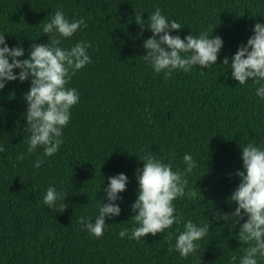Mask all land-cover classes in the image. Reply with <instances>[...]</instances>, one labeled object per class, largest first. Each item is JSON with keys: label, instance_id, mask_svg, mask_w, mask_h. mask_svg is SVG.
Returning <instances> with one entry per match:
<instances>
[{"label": "trees", "instance_id": "1", "mask_svg": "<svg viewBox=\"0 0 264 264\" xmlns=\"http://www.w3.org/2000/svg\"><path fill=\"white\" fill-rule=\"evenodd\" d=\"M157 6L182 24L172 30L182 38L213 28L224 41L217 64L173 70L167 77L155 73L142 59V40L152 33L134 17L143 9L146 20ZM57 8L69 19L85 18L86 26L62 38L61 46L89 42L91 62L67 83L79 101L70 109L58 151L39 168L32 165L42 149L26 153L23 92L30 81L10 80L0 89V264H226L229 254L239 256V225L229 235L222 220L210 223L187 258L170 244L183 220L208 222L209 205L234 207L226 197L239 182L240 143L264 144V100L254 95L256 85L238 84L231 69L219 64L246 42L257 20L264 21V0H0V33L10 46L19 41L25 49L47 42L40 28ZM185 152L198 161L189 183L199 199L175 200L181 224L140 240L118 236L133 224L129 206L137 194L139 158L154 154L182 168ZM119 172L129 178L117 201L121 212L106 217L103 234L94 237L80 218L94 220L107 177ZM48 185L66 194L54 208L42 201Z\"/></svg>", "mask_w": 264, "mask_h": 264}, {"label": "clouds", "instance_id": "2", "mask_svg": "<svg viewBox=\"0 0 264 264\" xmlns=\"http://www.w3.org/2000/svg\"><path fill=\"white\" fill-rule=\"evenodd\" d=\"M139 10L143 9H137L136 23L142 30L146 24L152 33L142 40L146 49L142 59L155 73L163 72L167 77L173 70L188 72L193 65L209 68L217 64L224 41L219 34H213V28L201 30L198 35L190 32L182 38L178 31L172 32L180 29L182 24L168 18L158 6L148 13L146 20ZM85 26L83 16L69 19L62 9L57 8L40 28L41 34L48 35L47 42H34L25 49L19 41L10 46L5 32L0 33V89L10 80L30 81L28 89L23 92L26 103L23 116L30 133L26 153L42 149V155L33 161L34 168L41 166L44 157L58 151L63 142V128L70 119V109L79 101V92L67 83L78 69L91 62L87 51L90 44L77 41L70 47H62L61 39L71 37ZM142 34L141 31L137 35ZM26 51L27 56H24ZM219 64L231 69L230 76L238 84L244 85L251 80L256 85L254 95L264 100V21L257 20L246 42L240 43L231 57H222ZM23 155H18L17 159H22ZM240 157L242 168L235 170L239 182L226 197L234 207L226 211L209 205L206 208L212 215L211 218L206 215L208 222L183 220L182 229L175 230L174 243L170 244V249L176 250L181 258L196 252L199 242L210 229V223L222 220V225L229 229V235H233V229L239 225L234 235L240 245H244L239 256H227L226 264H260L264 261V144L251 140L240 143ZM139 159L143 164L135 170L137 194L129 206L133 224L131 228H121L118 232V236L124 237L127 233L133 240H140L148 233H164L173 224L180 225L182 218L174 203L177 198L199 199L189 183L193 170L199 166L190 152L183 154L182 168H174L171 162H165L154 154ZM12 166L15 167V161ZM128 179L124 172L108 176L103 195L98 198L94 220L80 218L82 227L94 237L103 234L106 217L120 214L121 206L117 201L123 200L121 193L126 189ZM64 195L55 186L48 185L42 201L48 208H54Z\"/></svg>", "mask_w": 264, "mask_h": 264}]
</instances>
